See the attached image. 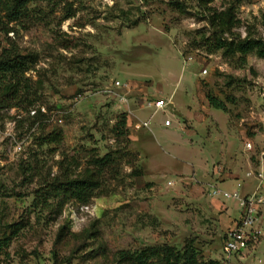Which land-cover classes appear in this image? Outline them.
I'll return each mask as SVG.
<instances>
[{"label": "rangeland", "instance_id": "rangeland-1", "mask_svg": "<svg viewBox=\"0 0 264 264\" xmlns=\"http://www.w3.org/2000/svg\"><path fill=\"white\" fill-rule=\"evenodd\" d=\"M205 1L239 18L227 36L264 37V0ZM206 12L201 0H30L29 15L12 22L0 12V57L12 48L38 58L25 74L28 102L0 109V239L11 238L0 264H126L120 250L166 243L224 261L241 206L210 187H257L264 57L212 50ZM115 79L133 86L124 127L123 107L104 92ZM208 92L226 108H214ZM159 97L166 110L144 104ZM60 130L58 142H44ZM85 177L99 184L88 202L62 193L33 206L40 189ZM259 225L236 264H264V206Z\"/></svg>", "mask_w": 264, "mask_h": 264}, {"label": "trees", "instance_id": "trees-1", "mask_svg": "<svg viewBox=\"0 0 264 264\" xmlns=\"http://www.w3.org/2000/svg\"><path fill=\"white\" fill-rule=\"evenodd\" d=\"M202 1V7L207 12L205 18L212 29L214 35V43L212 50H223L226 53H239L241 60L246 61V56L255 52L258 56L264 57V37L252 36L249 31L246 36H227L232 29L239 23V18L232 12L229 7L225 10H216L208 8L206 1ZM210 1V0H209ZM29 2L30 0H0V12H5L4 16L8 22L18 21L21 18L29 15ZM175 7L180 11H186V5L181 2H175ZM37 56L33 54H22L16 49L4 48L0 57V109L11 108L20 106L25 92L32 90V82L29 77H26V72L32 68L37 62ZM210 104L214 108L225 109V103L208 92L206 94ZM127 114L123 113L121 118L122 126H126ZM62 138V131L58 133H49L44 139V142H58ZM247 140H253L252 138ZM111 159L101 157L96 160V165L108 163ZM99 187L97 181L92 178H78L69 179L67 182L55 185L53 188L50 186L48 189L43 188L39 190L42 192L41 196H37L33 200V206L40 207L41 205H48L50 198H56L62 193L69 197H76L79 201L88 202L93 196V191ZM39 195V196H38ZM63 200L61 206L65 204ZM24 227V226H23ZM22 229L21 224L15 229L13 235H17ZM10 237L0 239V249L10 244ZM118 255L121 260L126 264H152L153 260H158L157 264H225L224 261L210 260L208 262H201L197 249L191 245L178 249L176 246L170 244H156L146 246L142 249L120 250Z\"/></svg>", "mask_w": 264, "mask_h": 264}, {"label": "built area", "instance_id": "built-area-1", "mask_svg": "<svg viewBox=\"0 0 264 264\" xmlns=\"http://www.w3.org/2000/svg\"><path fill=\"white\" fill-rule=\"evenodd\" d=\"M203 73H207L204 69ZM109 96H113L123 107L125 113L131 114L133 86L128 80L115 79L110 86L104 89ZM144 104L153 107L155 111L166 110L169 102L163 98H145ZM262 126L264 128V110L261 116ZM170 118L164 120L165 126L171 125ZM149 126V121H143L138 127ZM247 149L254 148L252 140L245 142ZM256 178L259 180L256 189L250 194H242L239 190L229 191L222 187L211 185L210 194L213 197L235 198L241 206V213L237 223L232 226L225 237L223 245V255L225 264H236L237 257L244 252L250 245L258 240L262 235L259 225L261 210L264 206V170L258 172ZM82 209L89 211L90 205H82Z\"/></svg>", "mask_w": 264, "mask_h": 264}, {"label": "crops", "instance_id": "crops-1", "mask_svg": "<svg viewBox=\"0 0 264 264\" xmlns=\"http://www.w3.org/2000/svg\"><path fill=\"white\" fill-rule=\"evenodd\" d=\"M165 126V125H164ZM165 127H167V126H165Z\"/></svg>", "mask_w": 264, "mask_h": 264}]
</instances>
